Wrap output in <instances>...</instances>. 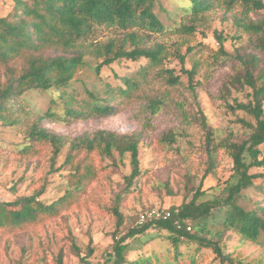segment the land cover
<instances>
[{"label": "trees", "instance_id": "obj_1", "mask_svg": "<svg viewBox=\"0 0 264 264\" xmlns=\"http://www.w3.org/2000/svg\"><path fill=\"white\" fill-rule=\"evenodd\" d=\"M157 1L11 0L8 11L0 15V73L3 76V81H0V125L20 134L19 140L9 144L0 140V148L28 157L38 156L44 148H48L51 152V170L60 173L66 181L64 192L49 202L39 198L44 186L28 195L0 200V236L24 232L58 217L63 210L75 204L96 177L92 164L94 156L112 161L114 151L119 157L128 153L129 173L124 176L123 192L126 194L131 191V185L141 175L138 158L141 130L118 134L100 129L92 134L75 137L69 142L64 160L54 167L66 139L50 131L43 122L69 123L108 117L120 112L123 103L134 98L141 103L143 125H148L161 109L174 103L172 89L181 83L180 74L175 73L173 68L162 66L168 53L167 48L165 44L150 39L151 34H162L167 30L154 12ZM175 1L187 21L176 25L173 31L183 33H193L196 25L204 21L206 13L214 8L215 3L224 4L226 10H230L236 2L241 3L242 16L234 17V20L245 32H249V45L244 49L237 48L231 54L234 62L230 65L231 73L224 80L220 95L227 98L231 88L236 91L249 88L245 102L234 99L231 103L225 102V107L230 112L242 111L252 116L254 123L243 118L237 119L249 129L248 133L236 139L224 138L216 142L213 130L198 105L194 120L204 134V176L214 173L218 164V150L223 147L231 159L233 170V182L227 186V195L222 201H198L205 193L198 186L191 198L183 200L179 206L168 208V218L136 223L128 227L127 232L118 239H113L102 264H172V259L176 260L185 254L181 250L182 244H192L187 254L190 259L188 264H199V253L209 255L211 264H251L225 251L221 242L227 238L228 232H232L242 240L264 243V172L251 171L253 167L264 168V151L258 148L264 145V19L248 17L249 11L256 13L264 8V2ZM100 26L114 28L122 35L104 43L87 42L96 27ZM216 38L220 42L221 53L225 54L221 36L217 35ZM192 49L188 46L182 54L173 48L171 53L184 64L186 55ZM86 57L96 59V62L90 64L85 60ZM120 59H145L146 64L129 75L121 76V82L116 86L103 81L99 89L86 88L84 97L68 90L80 67L87 65L98 75L102 66ZM182 70L187 75L188 91L196 99V83L193 79L197 63L193 62L191 68ZM151 75L164 84L165 90L151 94L145 90L143 85L147 82L150 84ZM29 90L51 92L50 102L53 106L43 112L29 109L23 103V95ZM57 105L61 106L60 111L56 109ZM175 105L182 110L177 102ZM168 139L173 142V134L169 133ZM254 149L259 157L252 155ZM250 192H255L259 197L252 200ZM120 198L119 195L116 197L112 210L116 217L113 238L123 223V216L118 210ZM151 227L168 233L166 239L171 248L164 252L163 257L154 253L129 259L126 239L142 234ZM73 249L82 264H86L84 259L93 253L90 243L86 245L83 254L79 247L73 246ZM57 264H65L61 252Z\"/></svg>", "mask_w": 264, "mask_h": 264}, {"label": "rangeland", "instance_id": "obj_2", "mask_svg": "<svg viewBox=\"0 0 264 264\" xmlns=\"http://www.w3.org/2000/svg\"><path fill=\"white\" fill-rule=\"evenodd\" d=\"M10 5L11 0H0V15L5 14ZM242 8L240 2H236L230 10H226L224 4L215 3L214 8L206 13L204 21L196 25L193 33H183L173 31L176 25L187 21L179 9L178 2L157 1L154 12L167 30L162 34H151L150 39L165 44L167 48L168 53L163 59L162 66L173 68L175 73L180 74L181 83L172 89L174 103L161 109L148 125H143L144 113L141 103L134 98L124 102L120 112L108 117L88 118L69 123L47 120L43 122L50 131L66 139L54 167L64 160L69 142L75 137L92 134L100 129L118 134H130L141 130L138 145L141 175L131 185V191L125 194L124 176L129 173V154L125 153L119 157L114 151L112 161L94 156L92 164L96 177L75 204L63 210L58 217L24 232L0 236V264H57L59 252L63 263L82 264L73 246L79 247L83 254L88 243L91 244L93 253L85 258L84 262L102 264L105 252L110 248L113 239L125 234L128 227L136 223L142 224L138 218L143 210L179 206L183 200L191 198L198 186L205 190L198 201L223 200L227 195V186L233 182L231 159L226 150L220 147L214 173L204 176V134L194 119L199 105L213 130L216 142L224 138L236 139L248 133L249 129L242 126L237 119L243 118L254 123L252 116L242 111L233 113L225 107V102L231 103L234 99L245 102L248 99L249 88L243 91L231 88L227 98L220 95L222 84L231 73L230 65L234 62L231 54L237 48L244 49L249 45V32H245L234 20V17L242 16ZM248 17L264 19V8L256 13L249 11ZM121 35L114 28L100 26L96 27L87 42L104 43ZM217 35L222 38V50L225 54L219 49ZM188 46L193 49L186 55L184 64H181L171 53L172 49L177 48L183 54ZM85 60L90 64L96 62V59L90 57H86ZM193 62L197 63L193 79L196 83L194 93L196 99H193V95L188 91L187 75L182 70L191 68ZM144 64L145 59L136 61L120 59L102 66L98 75L91 67L84 65L75 73L68 90L79 97H84L86 88L99 89L103 81L116 86L121 82V76L129 75ZM149 77L150 84L147 82L149 85H143L148 93L165 90L162 82L152 75ZM0 81H3L1 73ZM51 96L52 93L49 91L29 90L23 95V103L33 111L43 112L53 106L50 102ZM175 102L177 106H182V110L176 107ZM60 105L55 106L58 111L61 110ZM169 133L174 136L173 142L168 139ZM19 139V133L0 125V140L9 144ZM258 148L264 151V145ZM251 153L259 157L256 149ZM50 155L48 148H44L34 157L0 148V200H12L19 195H28L41 186H44V191L39 197L42 201L49 202L59 197L66 188V181L60 173L51 170ZM251 171L264 172V168L253 167ZM118 195L121 196L118 210L123 216V223L113 238L116 217L112 210ZM257 196L255 192H250L252 200ZM137 214V220L134 221ZM167 234L164 230L151 227L142 234L126 239L127 257L132 259L154 253L163 257L164 252L171 248L166 239ZM227 234V238L221 242L225 251H230L237 258L251 264L264 263V243L242 240L232 232ZM191 247L192 244L189 246L182 244L181 250L185 254L176 260L172 259V264H188L190 259L187 254ZM197 257L199 264H211L209 255L199 253Z\"/></svg>", "mask_w": 264, "mask_h": 264}, {"label": "built area", "instance_id": "obj_3", "mask_svg": "<svg viewBox=\"0 0 264 264\" xmlns=\"http://www.w3.org/2000/svg\"><path fill=\"white\" fill-rule=\"evenodd\" d=\"M169 216H170V210H168V209L150 208L149 210L139 214L138 221H139V223H144V222L151 220V219H157L160 217L161 218H168ZM187 229H189V227Z\"/></svg>", "mask_w": 264, "mask_h": 264}]
</instances>
